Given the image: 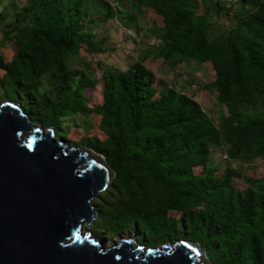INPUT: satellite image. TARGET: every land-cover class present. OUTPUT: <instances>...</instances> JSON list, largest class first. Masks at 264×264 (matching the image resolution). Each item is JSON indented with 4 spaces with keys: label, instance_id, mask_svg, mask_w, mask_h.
<instances>
[{
    "label": "trees",
    "instance_id": "1",
    "mask_svg": "<svg viewBox=\"0 0 264 264\" xmlns=\"http://www.w3.org/2000/svg\"><path fill=\"white\" fill-rule=\"evenodd\" d=\"M84 1L28 0L1 29L14 32L16 48L0 64L6 77L0 101L18 102L58 134L63 117L86 112L87 99L75 86L96 82L67 69L80 47L95 46L85 28L94 17ZM139 1L161 24L159 43L144 58L209 63L213 79L207 85L216 89L225 115L213 123L187 94L172 86L157 91L142 57L117 76L102 72L94 112L103 138L83 136L81 143L99 152L114 174L95 202L90 231L104 238L132 232L136 242L152 245L196 241L209 264H264V177L254 185L240 170L193 171L206 164L208 142L215 140L227 160L264 158V0H236L248 10L234 28L213 36L208 22L192 12V0ZM105 6L95 18L112 15Z\"/></svg>",
    "mask_w": 264,
    "mask_h": 264
},
{
    "label": "water",
    "instance_id": "2",
    "mask_svg": "<svg viewBox=\"0 0 264 264\" xmlns=\"http://www.w3.org/2000/svg\"><path fill=\"white\" fill-rule=\"evenodd\" d=\"M53 136L18 102H0V264H209L196 241L123 236L104 247L82 232L114 173L98 152Z\"/></svg>",
    "mask_w": 264,
    "mask_h": 264
},
{
    "label": "rangeland",
    "instance_id": "3",
    "mask_svg": "<svg viewBox=\"0 0 264 264\" xmlns=\"http://www.w3.org/2000/svg\"><path fill=\"white\" fill-rule=\"evenodd\" d=\"M27 1L0 0V64L2 61L9 60L16 48L14 43L16 36H12L14 32L5 35L1 29L12 20L16 11ZM84 3L85 7L89 9L88 16L94 17L89 23V28H85L89 29L88 32L92 35L95 46L92 50L88 48L86 51L80 47V53L78 52L76 56L67 59V69L71 74H75L78 70L90 77L91 80H96L97 83L82 88L75 86V91L87 99L84 105L86 112L63 117L62 124L65 129L59 134L54 133V139L64 140L68 145L86 146L97 152L81 142L83 136L103 138L102 132L98 129V115L94 112V107L101 102L98 82L101 79L100 75L103 72L109 76H117L135 59L141 57L142 63L154 75L153 85L157 91L172 86L177 91L187 94L199 103L213 123L218 117L225 115L223 107L216 101V89L207 85L213 79V71L209 63L183 60L175 64H164L160 59L144 58V55L152 51L159 43L161 33L160 18L152 10L144 7L139 0H85ZM105 4L111 9L112 15L105 21H101L95 16L104 11ZM191 9L194 14L208 22L210 25L208 31L211 36L226 33L229 29L234 28L237 25V16L248 10L236 0H192ZM76 75L79 74L76 73ZM3 78L6 77L0 68V79ZM46 80L47 78L44 76L42 78L43 88L46 86ZM1 88L0 86V90ZM24 112L28 117L30 116L27 110ZM32 121L36 123L34 120ZM208 147L210 150L208 161L203 167L193 169L194 172L200 173L208 170L222 174L225 170H240L254 179V185L264 177V158L262 155H255L242 162H237L225 158L222 147L217 140L208 142ZM239 187L241 188V185ZM103 191L99 192L91 201L94 211H96L95 202L104 195ZM169 213L174 216L178 215L175 212ZM94 222L95 218L90 225L83 222L81 231H90L91 227L95 225ZM123 236L132 237L133 234L132 232L129 234L119 233L110 238H108L109 236L97 238L104 247H107ZM102 237L103 239H101ZM139 241L143 244L141 240ZM143 245L154 246L150 243Z\"/></svg>",
    "mask_w": 264,
    "mask_h": 264
}]
</instances>
